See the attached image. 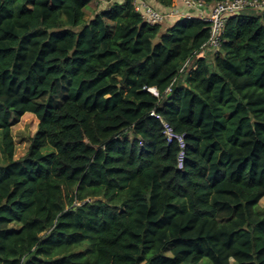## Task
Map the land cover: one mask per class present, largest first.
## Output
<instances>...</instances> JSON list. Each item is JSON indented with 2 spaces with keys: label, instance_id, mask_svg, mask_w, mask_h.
Segmentation results:
<instances>
[{
  "label": "trees",
  "instance_id": "16d2710c",
  "mask_svg": "<svg viewBox=\"0 0 264 264\" xmlns=\"http://www.w3.org/2000/svg\"><path fill=\"white\" fill-rule=\"evenodd\" d=\"M133 1L0 0V264H264V11L211 57Z\"/></svg>",
  "mask_w": 264,
  "mask_h": 264
},
{
  "label": "built area",
  "instance_id": "2783aa9c",
  "mask_svg": "<svg viewBox=\"0 0 264 264\" xmlns=\"http://www.w3.org/2000/svg\"><path fill=\"white\" fill-rule=\"evenodd\" d=\"M98 1L107 2L106 0ZM178 2L183 4L184 10L177 7ZM133 6L134 11L140 14L143 20L150 25H159L168 18H197L208 23L209 37L198 54L212 57L218 53L223 42L224 26L228 17L234 14H245V12L261 13L264 11V0H220L212 4H208L205 0H174L171 9L166 11L154 8L146 0H134ZM165 92L169 93L170 88H166ZM154 95L157 96V93ZM150 116L159 118L154 112H151ZM162 124L167 143L170 144L175 139L182 146V136L175 135L166 123L163 122Z\"/></svg>",
  "mask_w": 264,
  "mask_h": 264
},
{
  "label": "rangeland",
  "instance_id": "374dc122",
  "mask_svg": "<svg viewBox=\"0 0 264 264\" xmlns=\"http://www.w3.org/2000/svg\"><path fill=\"white\" fill-rule=\"evenodd\" d=\"M110 4L111 1L105 2V1L94 0V2L91 5L87 6L85 9L86 19H90L94 15V12L103 10L104 8L108 7V5ZM176 5L177 7H179V4ZM257 14H258L257 12H245V15L248 16H256ZM164 22L170 23L171 18L166 19ZM36 127H37V119L33 115H25L16 125L13 126L12 135L16 146V150H15L16 157H20L24 154L29 142V138L36 130ZM259 206L262 208L264 207V200L260 201Z\"/></svg>",
  "mask_w": 264,
  "mask_h": 264
},
{
  "label": "crops",
  "instance_id": "0c3cea01",
  "mask_svg": "<svg viewBox=\"0 0 264 264\" xmlns=\"http://www.w3.org/2000/svg\"><path fill=\"white\" fill-rule=\"evenodd\" d=\"M112 1H119V2H120V1H122V0H111V2H112ZM148 2H149L152 6H154L155 8L160 9V10H163V7L160 6L159 4H157L156 2H154L153 0H149ZM179 8H181L182 10H184L185 7L183 6L182 3L179 2ZM168 26H169V25H168ZM166 27H167V26H166ZM26 115H32V114H26ZM24 116H25V115H24ZM24 116H23V117H24ZM33 116H34V115H33ZM23 117H22V118H23Z\"/></svg>",
  "mask_w": 264,
  "mask_h": 264
},
{
  "label": "water",
  "instance_id": "95a60500",
  "mask_svg": "<svg viewBox=\"0 0 264 264\" xmlns=\"http://www.w3.org/2000/svg\"><path fill=\"white\" fill-rule=\"evenodd\" d=\"M150 92H152L153 94L157 93L155 89H150Z\"/></svg>",
  "mask_w": 264,
  "mask_h": 264
}]
</instances>
